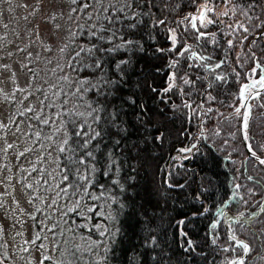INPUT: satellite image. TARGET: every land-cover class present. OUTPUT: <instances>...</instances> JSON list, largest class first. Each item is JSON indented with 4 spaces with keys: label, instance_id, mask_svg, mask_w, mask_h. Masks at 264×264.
Returning a JSON list of instances; mask_svg holds the SVG:
<instances>
[{
    "label": "trees",
    "instance_id": "16d2710c",
    "mask_svg": "<svg viewBox=\"0 0 264 264\" xmlns=\"http://www.w3.org/2000/svg\"><path fill=\"white\" fill-rule=\"evenodd\" d=\"M233 1L236 0H230V3ZM257 1L250 0L248 8V13L256 15L250 16L246 12L245 20L238 15L242 13L241 8L235 10L237 18L220 15V8L228 2L214 0L216 15H208L218 21L217 26L212 24L201 30L214 33L208 38L226 51L238 45L249 52L253 45L248 44L249 37L264 29V10L263 14L257 13ZM262 2L264 4V0ZM202 3L203 0H133L130 8H124V13H114L122 23L110 26V30L103 33L108 42L91 35L93 31L100 35L99 22L84 34L80 32L81 38L76 41L78 48L66 45V53H60L64 56L63 63L72 58L70 69L77 67L84 72L80 76L86 86L83 105L89 112L85 127L91 125L90 135L100 134L87 149L96 160L92 165L95 174L91 176L88 188L93 186L97 194L93 208L78 204L80 217L77 219L91 221L89 216L96 214L94 221L102 226L104 248L102 255L99 254L89 247L83 234L75 233L63 234L62 248L59 238L54 236L59 260L62 257L58 252L62 250L67 261H76L74 264L82 263L84 259L86 264H91V260L94 264H225L242 255V247H236L226 239L217 212L220 207L233 211L240 204H249L255 210L261 195L258 196L259 191L249 185L262 184L260 181L256 183L255 175L260 179L262 176L257 171H263L251 160H244L245 154L237 135L235 103L232 104L237 85L235 88L227 86V77L231 74L224 52L221 59L211 60L209 43L201 44L202 40L196 41L184 31L186 28L189 32L195 31L184 17L197 14ZM155 4L176 14L170 23L155 24L162 20L156 17L153 18L154 24H143L145 15H141L147 12L149 5ZM120 7H124L123 3ZM75 8L79 9L80 5L75 4ZM86 11V17L80 19L88 23L93 20L94 11L91 7ZM89 13H92L91 19H88ZM78 14L82 12L78 11ZM251 20L253 24L249 25ZM133 24L135 27H130ZM88 25L91 27L92 24ZM197 27H200L199 21ZM244 28L248 31L245 32ZM169 29L176 30L177 49L180 43H184L191 45V50L198 55L206 54L201 79L197 67L201 61L188 58L190 53L179 56L176 52L158 51L172 47ZM181 33L185 37L183 40H179ZM233 33L239 37L232 40ZM155 39L161 42L156 43ZM129 40L133 43L125 46L124 41ZM228 41H232L231 47ZM82 47L86 51L77 57L76 53ZM253 47H256L253 55L258 63H262L264 43ZM87 49L93 51L89 53ZM121 60L127 62L120 64ZM173 61L175 67H170ZM210 62L221 66L216 68L214 65V72H210ZM97 63L101 65L100 69L88 67ZM189 64L193 66L189 68ZM247 65L241 73V80L252 72L250 58ZM172 73H176L174 82L170 80ZM204 75L213 82L212 90L206 93L200 92L208 83L203 79ZM217 75L223 79L217 80ZM184 80L189 83L185 84ZM170 83L174 86L169 89ZM16 92L17 89L12 95ZM198 93H201L199 101ZM41 96L37 108H30L37 114L44 113L48 119L53 110L46 107L54 98L47 92ZM262 96L256 102L255 111L263 110L255 130L247 139L254 152L264 156L261 145L264 141V94ZM214 102H221V108ZM192 104L196 113L190 117ZM93 112L95 116L91 114ZM28 114L26 112L22 118ZM54 117L60 120V116ZM31 124L40 133L41 123L34 119ZM32 133H35L34 128ZM239 178L244 182L237 181ZM231 188H234L235 198L227 206L225 201L231 195ZM86 210H90L88 215ZM259 218L264 219V213ZM254 225L246 229L244 238L250 253L256 255L249 264L264 260V234L254 230ZM235 228L232 231L236 233Z\"/></svg>",
    "mask_w": 264,
    "mask_h": 264
},
{
    "label": "rangeland",
    "instance_id": "374dc122",
    "mask_svg": "<svg viewBox=\"0 0 264 264\" xmlns=\"http://www.w3.org/2000/svg\"><path fill=\"white\" fill-rule=\"evenodd\" d=\"M257 2V13L259 14L264 10V4L262 0ZM114 3L116 8H121L123 0H114ZM249 3H251L250 0L228 2L220 8L219 12H227V15L237 18L235 10L241 8L243 9L242 13L238 15L240 19L246 20V12L248 13V8H250ZM72 8H75V4H72L70 0H0V123L8 125L6 128H0V204L3 205L0 207V227L3 229L0 233V264H40L43 256L50 257L49 260H44V264L58 262L59 264H74L75 260L67 261L64 257V250L58 252L62 257L60 260L54 251L56 245L53 237L59 238L58 243L61 245L65 238L63 234H83L92 250L98 251L101 255L103 252V240L101 239L103 231L102 226L94 221L96 214L89 216L91 221L88 218L77 219L80 217L77 214L79 213L78 204L82 203V206L93 208L97 191L93 186L88 188V185L91 176L95 174L92 165L96 163V160L85 157L86 150L79 147L83 139L87 138L75 136V132L80 129L81 125H84L85 132L88 130L85 127V121L89 120V112L83 105V99H86L84 95L86 86L84 85L85 80L80 77L84 72L77 67H74V70L70 69L72 58L68 63H63L64 56H62L66 53V45L72 48L79 47L76 41L81 38L80 32L84 34V31L90 30L93 25L97 26L99 22L101 25L98 26L101 28L102 23L97 19L95 13L93 20H89L87 23L80 19V17H86V9L79 15L78 11L71 12ZM177 11H173V13ZM182 12L184 13V10ZM70 14L71 19L69 18ZM248 14L256 15V13L250 12ZM143 15H145L143 24L145 22L151 25L154 24L153 18L156 17L170 23L171 18L176 14L163 9L162 5L158 7L155 4L149 5L147 12L141 16ZM53 17L55 18L53 19ZM251 23L253 24L252 20L249 25ZM88 24H92L91 27ZM56 25H60V27L56 28ZM213 25L217 26V23ZM262 35H264V29L253 33L249 37L248 44L264 43ZM238 37L236 33H233L231 39L234 40ZM105 41L109 40L105 39ZM155 42L161 41L155 39ZM203 42L209 43V51L217 59H221V53L224 52L226 66L230 67L232 73L234 69H244L249 58L251 67L257 63V59L252 57L253 49L256 48L253 45L252 48H249V52L241 49L238 45L226 51L223 46L211 38L199 43ZM20 49H24V51H20ZM61 49L64 50L61 51ZM61 52L62 55H60ZM204 78L207 79V76L204 75ZM204 87V91L200 90V92L206 93L212 90L210 82L205 83ZM16 89L18 96L16 93L12 95ZM78 89L79 91H77ZM44 92L50 93L54 98L49 101L46 107L52 109L53 112L48 118L47 125L40 124L41 131L38 140L35 133H39V131L31 124L34 119L28 118L33 112H29L24 118L21 113L25 114V110L30 107L37 108L40 98H42L41 93ZM220 103L214 102L218 108H221ZM19 105L22 107H17ZM195 108V105L192 104V110L188 114L190 117L193 112L196 113ZM91 114L94 115V112ZM54 116H60V120H56ZM41 118H46L44 113ZM70 121H74L75 126ZM213 122L214 120L212 124H214ZM216 125H218L217 122ZM17 126H19V131H17ZM236 126L239 142L242 145L239 124L236 123ZM30 128H34L35 133H32ZM69 137L68 144L65 145L64 140ZM245 140L248 141L247 138ZM8 144H12L13 147L5 152L4 149ZM261 145L264 147V141ZM59 147L72 148L75 151L66 150L61 153L58 151ZM25 148H30L32 151L20 157L18 154ZM259 151L262 153L263 148ZM69 157L72 160H79L83 157L86 159V163L88 161L91 163H87V168L85 165H69ZM99 159L101 160V156ZM98 164H100L99 161ZM66 167H70L71 171H66ZM33 168L36 171H33ZM77 168L80 170V175L88 177L87 181L77 180L73 174ZM257 172L262 177L260 180L255 175L256 183L260 181L263 184L264 175ZM65 174L69 176V181L61 183ZM237 181L244 182V179L239 178ZM68 183H72L73 187L69 188L68 193L65 194L60 190ZM25 184H31L32 188H26ZM77 184L83 186L76 187ZM249 188L259 191L258 196L262 193V188L255 183H251ZM58 192L59 195H57ZM100 206L103 207L102 202H100ZM248 207L251 206L243 204L235 207L233 212L245 214ZM70 208L74 210L69 211ZM89 211H85L87 215ZM96 212L100 211L96 210ZM32 217H35V220ZM32 222H36V225H32ZM252 228L264 234V219L257 220L256 225ZM37 233L42 239L36 240L35 246L31 243L25 244V241L34 240ZM244 234L245 231L241 234L238 233L237 236L240 237ZM43 237H47V239H43ZM41 243L44 245L43 249L38 247ZM262 243L264 244V242ZM61 247L63 248V244ZM25 248L28 251H24ZM244 251L245 249L242 247V255ZM255 257L256 255L250 253L249 247L245 264H249L250 260L252 262ZM78 264H86V259ZM91 264H94L92 260ZM256 264H264V260H259Z\"/></svg>",
    "mask_w": 264,
    "mask_h": 264
},
{
    "label": "snow or ice",
    "instance_id": "6c2138e0",
    "mask_svg": "<svg viewBox=\"0 0 264 264\" xmlns=\"http://www.w3.org/2000/svg\"><path fill=\"white\" fill-rule=\"evenodd\" d=\"M70 2L72 4H79L80 5L79 9H77V8H72L71 9V12H73V13L77 12V11L83 12L85 9H88L90 7L93 8V11H94V13L97 16V19L101 20L102 27L99 29V32H100L99 36H97V32L96 31H93L91 33V35L93 37H96V38L100 39V40H104L105 37L103 36V33L106 32V31H109L110 30V26H114L116 23H122L121 18L119 16H114V13H116V12L124 13V8L125 7L130 8L132 6L133 0H123L124 7H121V8H116L115 7L114 0H107V5H106V0H87V2H85V0H70ZM213 2H214V0H203V3L200 4L199 7L197 8V14L193 15V14L190 13L187 16L184 17V21H188V23L191 26V29L195 30L194 32H189V30L186 28L184 31L188 32L189 35L193 36V38L196 41H200V40H205L206 41L210 35H214V33L210 34V33H207L205 31L201 30V29H206L208 27V25H212V24L217 23L216 20H214L212 17H210L208 15L209 13H212L213 15H216L215 9L213 7ZM225 2H230V0H225ZM32 15H35V13H32ZM220 15H227V12L220 13ZM54 18L55 17H53V19ZM69 18L71 19V14L69 15ZM91 18H92V13H89L88 14V19H91ZM124 18L127 19L128 17L125 15ZM184 21H180L179 23H183ZM197 21H199L200 27H197ZM104 22H106L107 26H104ZM156 23L157 24H164L165 21L164 20H159ZM55 27L59 28L60 25H56ZM130 27L134 28L135 25L133 24ZM93 28H95V25H93ZM168 31L170 32L169 39L171 40L172 47L169 48V49H158V51H161V52H176L177 55H179V56H184L185 53H190V57H188V58L195 59V60H200V61H203V60L207 59L206 57L200 56L196 52L192 51L191 50V48H192L191 45H185L184 43H180L179 44V49H177L178 37H177L176 30L175 29H169ZM244 31L247 32L248 29L244 28ZM121 39L123 40V37H121ZM183 39H185V37H184V34L181 33L179 40H183ZM132 43L133 42L130 41V40L129 41H124V45L125 46L130 45ZM228 44H229V47H231L232 46V41H228ZM93 47L95 48V46H93ZM63 50L64 49H61V51H63ZM97 50H99V49H97ZM107 50L111 51L112 49H107ZM20 51H24V49H20ZM84 51H86V49L82 47L80 49V52L76 53V56L79 57L81 52H84ZM87 51L89 53H91L93 51V49H87ZM9 55H11V54H9ZM126 62L127 61L121 60L120 64H124ZM175 64H176V62L173 61V63L170 65V67H175ZM192 66L193 65H191V64L188 65L189 68H191ZM220 66H221L220 63H217L215 65L216 68H219ZM4 67L7 68L8 66H4ZM25 67H27V65H25ZM88 67H95L96 69H100L101 65L99 63H97L95 65H88ZM117 67H119V64L117 65ZM29 71H31V69H29ZM213 71H214V69H213ZM175 78H176V73H172V75L170 76V80L174 82ZM216 79L217 80H222L223 77L217 75ZM184 83L188 84L189 81L188 80H184ZM256 83H259L261 86H264V77H262L259 81H256ZM173 86H174L173 83H170L169 84V89L171 87H173ZM245 87H247V85H245ZM167 90L168 89H166V91ZM21 91H23V90H21ZM77 91H79V89ZM188 106L190 107V105H188ZM25 111L34 113V115L32 117H30V119H35L39 123H42V124H45V125H47L49 123V119H47V118H43L42 119L41 115L35 113L33 109L28 108ZM21 115H24V113H21ZM70 123H73V126H75V122L74 121H70ZM244 126H245V128L247 127V116H245V125ZM6 127H8V125L0 123V128H6ZM87 127L89 129V132H85L83 130L84 125H81L80 129L75 132V136L78 137V138L87 137V139H83V142L81 144H79V147H81V148L86 150L85 151V157L94 159L92 152L90 150H87V149H88V145L91 143V141L94 140L100 134L99 133H95V135H90L89 133L92 131L91 125H87ZM17 131H19V126H17ZM35 135H36L37 139L39 140L40 139V133H36ZM245 138H247V137H245ZM68 139H70V137L66 138L64 140V144L65 145L68 144ZM12 147H13L12 144H8L7 147L4 149V151L7 152V150L11 149ZM66 150L69 151V152H74L75 151V149H72V148L66 149L65 147H59V149H58V151L61 152V153L65 152ZM30 151H32V149L25 148L24 151L20 152L18 155L20 157H22L27 152H30ZM68 159H69V165H71V164L85 165L86 168H87V163H91V161H88L86 163V159L83 158V157L80 158L79 160H72L71 157H69ZM260 162L262 164H264V160H261ZM33 171H36V169L33 168ZM66 171H71V168L70 167H66ZM73 174L77 177L78 181H87L88 180L87 176L80 175L79 168H77ZM66 181H69V176L67 174L63 175L61 183H64ZM24 186L26 188H32L31 184H25ZM80 186H83V185H80V184L76 185V187H80ZM57 187H59V186H57ZM72 187H73V184L72 183H68L67 186L64 187L63 189H61L60 191L65 193V194H67L68 193V189L72 188ZM59 194L60 193L58 192L57 195H59ZM29 202L31 203V201H29ZM53 203H55V201H53ZM2 206L3 205L0 204V207H2ZM73 210L74 209H71V208L69 209V211H73ZM37 211H40V209H37ZM32 219L35 220V217H32ZM2 231H3V229H2V227H0V233H2ZM40 239H42V238H41L40 234L37 233V235H36L34 240H32L31 242L25 241V244L31 243L32 245L35 246L36 245V240H40ZM43 239H47V237H43ZM241 246L247 252L248 246L245 245V244H242V243H241ZM38 247L43 249L44 248L43 243L38 245ZM23 250L24 251H28L27 248H25ZM49 259H50V257L43 256L42 260L40 261V264H44V260H49ZM240 264H243V262L241 261Z\"/></svg>",
    "mask_w": 264,
    "mask_h": 264
},
{
    "label": "flooded vegetation",
    "instance_id": "af4514ba",
    "mask_svg": "<svg viewBox=\"0 0 264 264\" xmlns=\"http://www.w3.org/2000/svg\"><path fill=\"white\" fill-rule=\"evenodd\" d=\"M264 36V35H262ZM261 36V37H262ZM260 37V38H261ZM263 39V38H262ZM257 40V39H256ZM211 54V60H213V58H215L212 53L210 52ZM199 55L201 56V54L199 53ZM263 59V58H262ZM263 62H264V59H263ZM204 63V62H203ZM201 64L199 63L198 65V69H199V78H201L202 74H203V71H204V64ZM229 64V62H228ZM248 64V63H247ZM211 66V65H210ZM247 65H245V68H246ZM212 67V66H211ZM244 68V69H245ZM229 69V73L231 74L230 76H228V81H227V86H229V88H235L236 85L238 84L239 80H241V73L243 71L242 68H239V69H234V72H237V73H232V70H230V67L228 68ZM211 72V71H210ZM201 73V75H200ZM237 79H239L237 81ZM210 82L211 86H212V82L211 80L208 81V83ZM209 86V85H208ZM236 93V99H234V101L232 102L235 103V107H234V110H235V113L234 115H236L238 117V120H237V123L240 125L241 123L245 122V116H243L242 114L246 112V105H247V99L250 98L251 96H254L252 98V104L253 106L255 107L256 105V102L258 101V96L257 94L255 93V91L251 90L248 94H244V93H239V92H235ZM249 96V97H247ZM198 102V101H197ZM239 110V111H238ZM263 109H260L259 112H257L256 114H261V111ZM237 112H239L237 114ZM247 116V124L249 127H246V130L249 131V132H252V130H255L256 126H257V119L258 117L255 116L253 113L249 114V115H246ZM248 244V243H247ZM241 246V245H240ZM244 264H245V261H244Z\"/></svg>",
    "mask_w": 264,
    "mask_h": 264
},
{
    "label": "bare ground",
    "instance_id": "6f19581e",
    "mask_svg": "<svg viewBox=\"0 0 264 264\" xmlns=\"http://www.w3.org/2000/svg\"><path fill=\"white\" fill-rule=\"evenodd\" d=\"M255 39H256V38H255ZM205 55H206V54H205ZM210 65H211L212 67L209 66L208 69H209L211 72H214L213 69H214V65H215V63L210 62ZM206 80L208 81V79H206ZM200 94H201V93H198V97H197V98H198V99H197L198 101L200 100V97H199ZM247 97H249V96H247ZM253 97H254V96H251L250 98L247 99L246 112L243 113L242 115H243V116H246V115H249V114L253 113L255 116H257V117L259 118L260 114H256L255 107H254L253 104H252V101H253L252 98H253ZM259 111H260V110H259ZM259 111H258V112H259ZM244 125H245V122L241 123V124L239 125V129H240V126H242L241 133H242V136H243V138H244V140H245V137L249 138V136L252 134V132L247 131ZM247 127H249L248 124H247ZM245 141H246V140H245ZM245 141H244V142H245ZM244 244L248 246L247 243H244ZM248 252H249V247H248L247 252L244 251L243 255H241V256L238 257V258H235V259L231 260L230 262H231L232 264H240V262L242 261L243 264H244V261H245L246 258H247Z\"/></svg>",
    "mask_w": 264,
    "mask_h": 264
},
{
    "label": "water",
    "instance_id": "95a60500",
    "mask_svg": "<svg viewBox=\"0 0 264 264\" xmlns=\"http://www.w3.org/2000/svg\"><path fill=\"white\" fill-rule=\"evenodd\" d=\"M241 130H242V126H240V129H239V131H240V140H241V143H242L243 149H244V151H245L247 157H248V158L250 157V158H252V159L255 160V161H261V160H264V159H261V158L256 157L255 155H253V154L249 151V149H248L246 143L244 142L245 140H244V138H243V136H242ZM263 207H264V198H263V202H262V204H261V206H260V209L258 210L257 213H259V212L262 210ZM227 233H228V232H226L227 237H230V236H228Z\"/></svg>",
    "mask_w": 264,
    "mask_h": 264
}]
</instances>
